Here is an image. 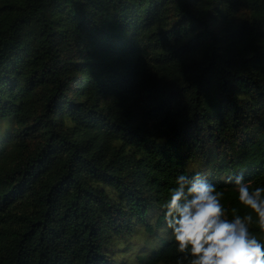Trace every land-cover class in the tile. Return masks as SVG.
Masks as SVG:
<instances>
[{"label":"trees","instance_id":"1","mask_svg":"<svg viewBox=\"0 0 264 264\" xmlns=\"http://www.w3.org/2000/svg\"><path fill=\"white\" fill-rule=\"evenodd\" d=\"M0 119V264H117L142 225L176 264L178 174L264 183V0H0Z\"/></svg>","mask_w":264,"mask_h":264},{"label":"clouds","instance_id":"2","mask_svg":"<svg viewBox=\"0 0 264 264\" xmlns=\"http://www.w3.org/2000/svg\"><path fill=\"white\" fill-rule=\"evenodd\" d=\"M226 182L236 191L230 209L207 175L175 177L161 226L179 253L176 264H264V183L253 185L243 171Z\"/></svg>","mask_w":264,"mask_h":264},{"label":"rangeland","instance_id":"3","mask_svg":"<svg viewBox=\"0 0 264 264\" xmlns=\"http://www.w3.org/2000/svg\"><path fill=\"white\" fill-rule=\"evenodd\" d=\"M13 128V119H0V146L8 140L7 135L13 132ZM205 167L204 162H195L193 166L194 169L202 170L206 174L203 171ZM145 227V225H142V229L138 228V231L127 236L126 239L118 241L119 245L116 248L115 255L117 264H141L139 256L143 253L142 249L144 245H147V249L144 251L150 253L152 247L159 244V238L152 236L151 239L149 234L145 232Z\"/></svg>","mask_w":264,"mask_h":264}]
</instances>
